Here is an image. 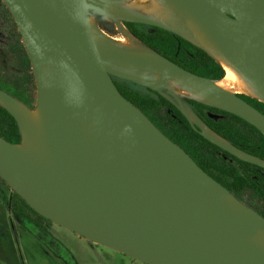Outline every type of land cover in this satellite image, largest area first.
Segmentation results:
<instances>
[{
	"label": "water",
	"instance_id": "95a60500",
	"mask_svg": "<svg viewBox=\"0 0 264 264\" xmlns=\"http://www.w3.org/2000/svg\"><path fill=\"white\" fill-rule=\"evenodd\" d=\"M2 1L30 60L36 101L44 70L56 73L57 87L54 100L47 102L52 165L29 162L12 148L15 143L0 136V177L6 184L43 217L146 264H264V252L251 244L264 231V216L244 203L249 213L229 210L228 201L237 197L124 97L112 76L161 94L169 76L184 77L220 102L206 104L239 116L263 135L264 114L237 93L215 85L217 79L180 66L131 34L157 58L123 49L102 57L89 30V11L104 15L110 0ZM174 1L196 14L264 94V0ZM123 12V20L176 32L150 16ZM118 61L158 70L160 78L110 67ZM0 100L11 107L18 103L29 107L1 88ZM183 104L193 113L187 102ZM93 117L98 132L95 153L84 140ZM191 123L221 148L238 157L234 150L241 152L250 158H240L264 166V160L217 133L231 148L211 140L200 124Z\"/></svg>",
	"mask_w": 264,
	"mask_h": 264
},
{
	"label": "trees",
	"instance_id": "16d2710c",
	"mask_svg": "<svg viewBox=\"0 0 264 264\" xmlns=\"http://www.w3.org/2000/svg\"><path fill=\"white\" fill-rule=\"evenodd\" d=\"M122 23L142 44L180 66L211 79L224 76V68L207 51L177 32L129 20H122ZM17 36L21 38L19 32ZM18 41L17 47L11 46L14 70L5 73L0 69V88L34 109L38 100L34 106L28 101L34 82L31 64L22 39ZM112 79L124 97L140 108L169 139L182 147L237 199L245 190L264 199V166L244 160L205 138L183 112L160 92L116 76H112ZM237 95L264 114V101L244 93ZM185 101L212 131L243 152L264 160V135L250 123L199 100L185 98ZM20 131L14 115L0 104V136L19 144L22 138ZM0 181L6 184L1 177ZM8 204L13 211L31 218L37 225L43 224L45 220L50 221L30 208L14 191L11 192ZM260 214L264 216V213ZM0 264L3 263L0 261Z\"/></svg>",
	"mask_w": 264,
	"mask_h": 264
},
{
	"label": "bare ground",
	"instance_id": "6f19581e",
	"mask_svg": "<svg viewBox=\"0 0 264 264\" xmlns=\"http://www.w3.org/2000/svg\"><path fill=\"white\" fill-rule=\"evenodd\" d=\"M123 8L134 11L137 14L152 17L207 51L225 70L222 78L213 81L218 87L230 93H244L264 100V94L228 57L207 27L189 8L179 5L174 0H120L119 3L110 2L105 9L104 16L106 18L122 16L124 14ZM88 25L98 52L102 57L106 56L110 51L123 49L140 57L157 58L154 53L128 35L108 40L104 38L105 36L102 37L101 32H99L100 30L98 31L92 21H89ZM110 67L121 69L140 77L151 76L156 81L160 78V71L158 70L138 68L120 61L110 64ZM41 81L42 90L34 109L28 108L23 103H18L12 107L2 100H0V103L9 107V110L13 112L21 130V141L19 144L13 145L12 148L31 163L42 167H50L52 165L48 138L50 111L47 107V102H52L56 95V73L50 69L44 70L41 73ZM152 84H155V82H152ZM164 88L175 95L194 98L204 103L220 105L217 99L212 98L202 89L181 76H169L164 83ZM183 103H179V106L188 115L191 122L200 124L204 134L211 140L230 147L226 140L200 122ZM84 140L88 149L95 153L98 148V132L97 122L94 117L91 120L90 127L84 130ZM234 152L240 157L250 158L248 155L236 150ZM227 208L231 211L249 213V210L243 203L235 197L230 198ZM251 244L264 252V231Z\"/></svg>",
	"mask_w": 264,
	"mask_h": 264
},
{
	"label": "rangeland",
	"instance_id": "374dc122",
	"mask_svg": "<svg viewBox=\"0 0 264 264\" xmlns=\"http://www.w3.org/2000/svg\"><path fill=\"white\" fill-rule=\"evenodd\" d=\"M111 2L119 3L120 0ZM90 15L89 21L100 30L102 37L105 36L108 40L124 35L132 37L122 24L124 17L106 18L93 10L89 11ZM18 32L10 12L0 0V69L5 73L14 70L11 46H18V40H21L17 36ZM33 81L28 97L32 106L35 105L37 96L34 76ZM162 93L177 106L180 100L186 103L185 98H189L174 95L165 88ZM12 191L7 184L0 181V261L3 264H146L52 221L45 220L43 224L37 225L31 218L9 207ZM239 196L240 201L249 208L258 213L264 210V201L249 190L241 192Z\"/></svg>",
	"mask_w": 264,
	"mask_h": 264
},
{
	"label": "flooded vegetation",
	"instance_id": "af4514ba",
	"mask_svg": "<svg viewBox=\"0 0 264 264\" xmlns=\"http://www.w3.org/2000/svg\"><path fill=\"white\" fill-rule=\"evenodd\" d=\"M246 191V190H245ZM251 192V191H250ZM255 195V194H254ZM256 197H258V198H260L259 196H257V195H255ZM240 197V196H239ZM239 199V198H238ZM261 200H263L264 201V199H262V198H260ZM260 213H264V210H261V211H259Z\"/></svg>",
	"mask_w": 264,
	"mask_h": 264
}]
</instances>
